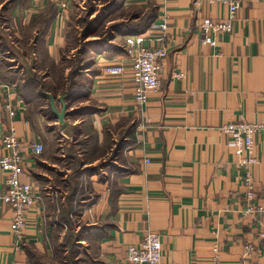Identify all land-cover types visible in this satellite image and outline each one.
Instances as JSON below:
<instances>
[{"label": "crops", "instance_id": "1", "mask_svg": "<svg viewBox=\"0 0 264 264\" xmlns=\"http://www.w3.org/2000/svg\"><path fill=\"white\" fill-rule=\"evenodd\" d=\"M74 3L64 12L56 0H0V44L12 41L16 49L5 42L7 51L14 50L13 56L21 58L25 68L33 60V72L44 63L50 69L46 63L59 61L67 44ZM125 4L140 7L142 15L154 11V23L138 27L137 32L121 33L117 45L96 52L88 71L81 75L83 82L70 81L63 91V86L54 84V76L47 74L44 83L18 89L17 81L9 80L0 65V81L5 84L0 87V154H8L2 135L10 124L26 144L44 145L40 155L26 147V172L21 179L33 184L39 199L28 212L23 243H16L11 207L0 209V264H48L54 258L58 235L48 218L52 199L46 190L55 185L54 172L68 178L71 171L60 168L61 160L48 151L47 135L35 127L36 120H42V112L34 108L39 94L40 109H49L51 121L60 125L74 116L78 108L72 104L82 95L86 99L82 106L92 109L87 114L96 127L98 150L103 142L113 141L112 155L110 150L91 158L97 162L104 158L103 164L110 160L105 168L111 172L100 181L96 172L89 175L97 199L84 214L89 223L83 235L89 241L92 264H123L128 247L140 244L149 231L161 235L162 264H264L263 241L258 235L262 217L246 211L249 205L264 206V130L255 138L259 162L254 168L255 197L250 202L245 198L243 168L222 130L241 120L264 124V0H243L233 32L219 35L217 46L202 42L198 23L204 17H228V7L221 3L126 0ZM165 21L166 36L161 39ZM140 33L146 35L147 45L168 49L161 86L149 93L143 107L135 100L125 42L119 41ZM20 41H32L33 52L20 47ZM118 62L127 65L124 74L106 73L108 65ZM71 72L64 71L66 80ZM48 94L60 111L61 99L66 102L64 122L54 112ZM8 103L14 108L13 116ZM44 169H49L50 180ZM6 179L7 172L0 168V189ZM248 243L262 247V254L255 248L245 256Z\"/></svg>", "mask_w": 264, "mask_h": 264}, {"label": "rangeland", "instance_id": "2", "mask_svg": "<svg viewBox=\"0 0 264 264\" xmlns=\"http://www.w3.org/2000/svg\"><path fill=\"white\" fill-rule=\"evenodd\" d=\"M125 1L75 0L70 11L67 44L61 50V59L59 61L55 59L52 63H46L47 66L50 65V69L44 67V63L42 65L44 69L39 68L40 70L33 72L32 66L35 64L33 60L28 61L29 66L25 68V63L22 62L21 58L13 56V54L15 55L14 50L7 51V44L9 45L12 41H1L0 65L3 73L10 75L9 80H13L14 84L17 81V88L20 85L26 88L34 83L36 85L44 83L47 74L54 76V84L63 86V91L70 81H75L76 84L83 82L84 78L81 75L88 71L86 68L93 63L94 56L99 51L93 48L94 43L103 41L112 48L117 45L115 42L116 38L121 36V33L115 28L116 25L125 22L130 23V21L133 23L139 22V20H134V17L141 11L140 7L128 6ZM19 32L22 35L21 31ZM15 37L16 39L19 38V34H15ZM119 41L123 44L126 39ZM5 42L8 43L6 44ZM30 42L32 41H20L19 46L25 45V51L32 53L34 45L33 42L30 45ZM11 46L16 49L13 43ZM66 70L73 73V75L70 74L69 80L64 78V71ZM10 71H13V73ZM33 76L36 77L32 80ZM26 92L28 95L29 89ZM36 98L37 102L34 104V108L36 112H42V115L39 116L42 120L39 122L34 116L38 123L35 124V127L47 135L45 140L48 144V151H52V157L61 160L60 168L64 171H71V175L68 178H62V176L54 172L52 175H55L54 177L57 179L54 181L55 185H51L49 190H46L52 199L47 207L48 218L55 225V231L58 235L55 239L56 244L54 243L53 245L55 248L54 258L47 260V263L92 264L88 254L89 241L83 235V231L87 227L85 224L89 223L84 214L88 210L89 205L97 199V191L89 175L96 172L99 175L96 181H100L106 179L111 172H108L105 168V165L110 164V160L103 164L104 158L98 162L93 161L91 158L108 153L113 148V141L110 143L103 142L99 146V150H101L99 152L96 127L87 114L92 109L82 106L83 101L86 100L82 95L79 94L72 104V106L78 108L73 111L74 116H70L63 125L51 121L52 112L49 109L41 110L40 106H42L43 100L40 94ZM34 108H32L33 111ZM122 131L124 132V130ZM122 131L118 133V136ZM112 153L113 150L109 152L110 155ZM54 160L52 159V161ZM94 162H97V164ZM44 171L47 173L45 178L50 180L49 169H44ZM83 175L86 176L83 177ZM66 179H69L70 182ZM65 180L66 182H64Z\"/></svg>", "mask_w": 264, "mask_h": 264}, {"label": "built area", "instance_id": "3", "mask_svg": "<svg viewBox=\"0 0 264 264\" xmlns=\"http://www.w3.org/2000/svg\"><path fill=\"white\" fill-rule=\"evenodd\" d=\"M75 0H56L61 11H67ZM208 3H221L228 7L229 14L226 18L204 17L198 23V31L204 44L217 46V37L234 30L237 11L243 0H206ZM197 4V2H196ZM167 22L161 24V30L165 32L161 39L166 36ZM147 37L140 33L127 36L125 49L130 68L133 73L135 84V100L138 106L143 107L149 98V93L159 90L161 86L160 72L163 60L167 56L166 46H150L146 43ZM127 65L118 62L108 65L106 73L122 75L126 72ZM5 84L0 81V87ZM6 108L13 116L14 108L7 104ZM223 132L228 135L229 143L234 148L238 157V164L243 168V183L245 187V198L250 202L255 197L254 168L259 162L256 153L255 138L264 130V124L260 122L236 121L222 127ZM2 145L8 154H0V168L7 172L6 186L0 189V209L10 206L13 212L12 230L17 245L25 240L24 229L28 224V212L37 203L38 196L31 182L21 179L25 173L26 147L33 149L36 155L44 151L41 142L26 144L18 134L13 124L2 135ZM247 212H256L261 216L259 238L263 241L264 248V206L254 207L249 205ZM162 240L158 232L149 231L145 234L140 244H132L127 249L123 264H162ZM262 247H255L252 243L245 246V256H250L254 249L261 255ZM215 258L219 257L218 247L214 248Z\"/></svg>", "mask_w": 264, "mask_h": 264}, {"label": "trees", "instance_id": "4", "mask_svg": "<svg viewBox=\"0 0 264 264\" xmlns=\"http://www.w3.org/2000/svg\"><path fill=\"white\" fill-rule=\"evenodd\" d=\"M142 11H139L137 13V16L134 17L135 18H139V22L137 25H134V24H131V23H120L118 25H116V30H118L120 33H128V32H137V29L138 27L141 28V27H147V26H150L152 23H154V15H155V12H151V13H148L146 15H142L141 14ZM133 23V22H132ZM139 30V29H138ZM108 44L107 43H104L103 41H96L94 43V46L93 48L96 49V50H102L104 49L105 47H107ZM76 91H75V96H76Z\"/></svg>", "mask_w": 264, "mask_h": 264}, {"label": "water", "instance_id": "5", "mask_svg": "<svg viewBox=\"0 0 264 264\" xmlns=\"http://www.w3.org/2000/svg\"><path fill=\"white\" fill-rule=\"evenodd\" d=\"M48 96L50 97V99H51V104H52V107H53V109H54V112L56 113V115L58 116V118L60 119V121L61 122H64V118H65V116H66V110H67V104H66V102L64 101V99L62 98L61 99V102H62V104H63V107H62V109H61V111L60 110H58L57 109V107L55 106V98L51 95V94H48Z\"/></svg>", "mask_w": 264, "mask_h": 264}]
</instances>
